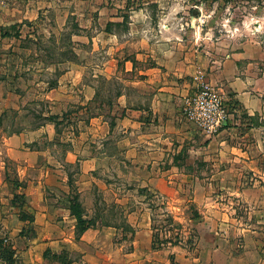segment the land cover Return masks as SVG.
<instances>
[{
	"label": "crops",
	"instance_id": "1",
	"mask_svg": "<svg viewBox=\"0 0 264 264\" xmlns=\"http://www.w3.org/2000/svg\"><path fill=\"white\" fill-rule=\"evenodd\" d=\"M29 5L30 2L27 9ZM86 5L88 7L84 11H96L98 15L96 21L90 14L92 30L87 41L95 48L107 44L109 56L101 66L94 67L93 76L98 73L114 74L118 58L117 54H111L113 47L121 42L134 43L135 50L127 54L126 50L122 52L124 69L127 73H137L138 78L132 85L138 91L148 86L152 88V94L144 99L122 93L116 105L122 108L123 115L116 119L112 128L103 115L97 114L90 118L86 126L91 134L89 139L82 130L77 133V147L70 146L64 159L73 162L72 153L77 154L78 191L89 190L97 180L95 173L101 162L116 156L107 149L111 141H116L122 146L126 162L135 172L143 174L135 179L136 182H198L193 201L201 218L197 223L195 253L178 256L175 264H264V50L259 42L250 38L234 47L237 41H233V47L208 52L209 56H204L207 79L216 84L225 102L234 105L225 125L209 138L187 121L181 112L182 97L195 89L196 76L199 71L203 73L199 65L189 55L175 56L167 50L157 52L149 44L159 43L160 38L153 36L148 42L145 22L138 14L136 19L133 16L124 19L111 12L114 8L108 2L90 0L88 4L87 0ZM6 11L3 10L4 13ZM104 11L110 13L105 14ZM28 20L31 25L35 23L32 19ZM17 22L21 20L0 18V31H6L7 27ZM121 22L126 24L125 31L117 30ZM21 30L18 35L0 34V140L4 147L3 152L0 148V212L6 199L4 189L9 186L2 155L22 162L20 172L29 167L42 171V164L38 161L49 154V147L40 144L50 141L55 135L54 125L48 119L50 113L43 111L38 126L1 136L4 113L9 107L19 108L12 102L16 95L2 93L7 90L12 92V85L7 84L4 78L33 68L31 64H23L20 55L13 56L9 66H5L4 56L21 49V39L32 37L31 34L22 35ZM195 55L200 56L198 52ZM45 70L51 71V67L46 66ZM83 74V68L74 64L62 69L55 88H46L43 82L36 84L45 92L41 100L45 97L46 102L51 100L59 104L67 94L79 104L91 102L96 87L83 83ZM117 128L121 129L120 140L114 137ZM57 183H60L62 191L55 188ZM65 183L54 184L42 179L27 182L31 216L33 214L36 223H45L41 235L47 232L42 240L34 239V250L67 239L48 235L50 221L58 215L65 221L73 220L66 205L62 206L64 201L67 202L63 193L66 191ZM215 191L216 195L213 194ZM50 204L55 206L52 208ZM109 231L111 227L87 229L77 243L113 250ZM151 244L150 212L146 208L142 220L135 227L132 252L124 254L126 264H139L151 257L155 262L167 263L162 250L151 249Z\"/></svg>",
	"mask_w": 264,
	"mask_h": 264
},
{
	"label": "rangeland",
	"instance_id": "2",
	"mask_svg": "<svg viewBox=\"0 0 264 264\" xmlns=\"http://www.w3.org/2000/svg\"><path fill=\"white\" fill-rule=\"evenodd\" d=\"M86 1L0 0L1 19L21 20L7 27L6 31H0V34L18 35L22 29V35H32L31 38L21 39V49H16L15 53L10 51V55L4 56L5 66H9L15 55L22 57L23 64L33 66L27 72L4 78L7 84L12 85V92L7 90L2 93L16 95L12 102L19 108L9 107L4 113L1 136L38 126L43 111L50 113L48 119L53 123L55 132L53 139L40 144L42 147H49V154L38 161L42 164V171L29 167L25 172H20L22 162L2 155L5 179L9 186L4 189L6 199L0 212V264H126L124 254L132 252L135 227L142 220L146 208L150 212L151 249H161L168 262H155L151 257L139 264H175L178 256L195 253L197 223L201 218L193 201L198 182H136L135 179L143 174L135 172L129 162H126L122 146L111 141L107 149L116 156L103 160L95 173L97 180L89 190L79 192L77 154L72 153L73 162L64 159L70 146L77 147V133L80 130L86 138L91 137L86 126L93 115H103L111 128L115 125L116 119L123 115L122 108L116 105L122 93L144 99L150 98L152 94V88L148 86L138 91L132 85L138 78L137 73H127L124 69L122 52L126 50L127 54L135 50L134 43L121 42L113 47L111 54H117L118 58L114 74L107 76L98 73L96 77L93 76L94 67L101 66L109 56L107 44L103 43L95 48L87 41L92 30L90 14L96 21L98 15L96 11H84L88 7ZM93 1L110 3L114 8L111 12L124 19H129L128 16L136 19L138 14L140 20L145 22L148 42L153 36L160 38L159 43L150 42V46L159 53L167 50L175 56L189 55L199 65L205 77L203 62H206L204 56H209L208 52L214 53L224 48L227 50L233 47V41H237L234 46L237 47L238 42L244 43L250 38L256 39L264 50V0ZM2 6L5 8L2 9ZM3 10L7 11L4 13ZM132 10L136 11L131 12ZM28 19L35 23L29 24ZM120 25L117 30L125 31L126 24L121 22ZM197 52L200 56L195 55ZM74 64L84 70L83 83L96 87L91 102L79 104L67 94L59 104L51 100L46 102L45 97L41 100V95L45 92L36 84L43 82L46 88H55L62 69ZM46 66L51 67V71H46ZM120 136L121 129L117 128L114 137L120 140ZM0 143L3 152L2 139ZM38 179L54 184L66 182V191L63 193L66 194L67 202L64 201L62 206L66 205L73 220L65 221L61 215L55 217L50 221L48 235L67 239L34 250V239L42 240L47 234L44 232L41 235L45 223H36L33 214L31 216V204L27 195V182ZM13 180L19 183L17 188ZM54 186L59 189L60 183ZM214 189L217 190L215 187ZM216 193L215 191L213 194ZM50 205L52 208L55 206ZM77 213L83 215V223H77L73 215ZM105 227H111L108 238L113 242V250L77 243L80 235L87 229ZM102 236L105 237L104 232Z\"/></svg>",
	"mask_w": 264,
	"mask_h": 264
},
{
	"label": "built area",
	"instance_id": "3",
	"mask_svg": "<svg viewBox=\"0 0 264 264\" xmlns=\"http://www.w3.org/2000/svg\"><path fill=\"white\" fill-rule=\"evenodd\" d=\"M195 89L182 97L181 112L206 137L215 136L230 117V109L216 84L198 72Z\"/></svg>",
	"mask_w": 264,
	"mask_h": 264
},
{
	"label": "trees",
	"instance_id": "4",
	"mask_svg": "<svg viewBox=\"0 0 264 264\" xmlns=\"http://www.w3.org/2000/svg\"><path fill=\"white\" fill-rule=\"evenodd\" d=\"M3 36H4V35H3ZM227 106H229L230 109H233V108H234V105L231 104L229 101L227 102ZM13 184H14L15 188H17V187L19 186V183L16 182V180H13ZM73 215H74V217L77 219V223H83V222H84V217H83V215H80L79 213H77V214H73ZM86 228H88V226L85 227V229H86ZM80 234H81V233H80Z\"/></svg>",
	"mask_w": 264,
	"mask_h": 264
}]
</instances>
